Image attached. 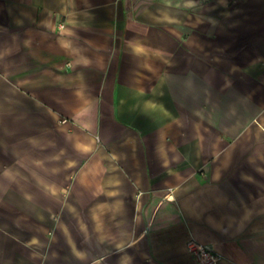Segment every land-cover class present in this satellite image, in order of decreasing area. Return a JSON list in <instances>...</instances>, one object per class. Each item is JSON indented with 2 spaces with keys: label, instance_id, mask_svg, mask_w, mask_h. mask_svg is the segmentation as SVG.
Segmentation results:
<instances>
[{
  "label": "crops",
  "instance_id": "0c3cea01",
  "mask_svg": "<svg viewBox=\"0 0 264 264\" xmlns=\"http://www.w3.org/2000/svg\"><path fill=\"white\" fill-rule=\"evenodd\" d=\"M246 3L0 0V264H264Z\"/></svg>",
  "mask_w": 264,
  "mask_h": 264
},
{
  "label": "built area",
  "instance_id": "2783aa9c",
  "mask_svg": "<svg viewBox=\"0 0 264 264\" xmlns=\"http://www.w3.org/2000/svg\"><path fill=\"white\" fill-rule=\"evenodd\" d=\"M63 29H65V25L61 24L60 30ZM186 246L197 264H219L223 259L217 250L194 239L189 240Z\"/></svg>",
  "mask_w": 264,
  "mask_h": 264
},
{
  "label": "rangeland",
  "instance_id": "374dc122",
  "mask_svg": "<svg viewBox=\"0 0 264 264\" xmlns=\"http://www.w3.org/2000/svg\"><path fill=\"white\" fill-rule=\"evenodd\" d=\"M247 4L246 3V0H236V18L237 16H248L247 14L249 15H252V19L249 21H251V23H246L245 25H241L240 26V29L241 30H249L251 29L250 28V24H255L256 25V18H258L260 16V8L259 7H247ZM246 14V15H245Z\"/></svg>",
  "mask_w": 264,
  "mask_h": 264
}]
</instances>
